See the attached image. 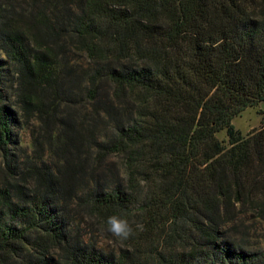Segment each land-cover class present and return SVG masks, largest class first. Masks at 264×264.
<instances>
[{
	"label": "trees",
	"instance_id": "1",
	"mask_svg": "<svg viewBox=\"0 0 264 264\" xmlns=\"http://www.w3.org/2000/svg\"><path fill=\"white\" fill-rule=\"evenodd\" d=\"M262 101L264 0H0V264H264Z\"/></svg>",
	"mask_w": 264,
	"mask_h": 264
},
{
	"label": "rangeland",
	"instance_id": "2",
	"mask_svg": "<svg viewBox=\"0 0 264 264\" xmlns=\"http://www.w3.org/2000/svg\"><path fill=\"white\" fill-rule=\"evenodd\" d=\"M80 56L79 54H75L77 58ZM264 119V101L260 102L258 105L249 106L247 107L241 114L236 116L233 119V124L237 130H239L243 135H247L250 131L254 129H258L262 126V120ZM35 125L36 123H32L29 125H23L21 129H19V152L22 155V159H25V156H32L34 155V150L36 147L35 144ZM217 136L221 140L228 141V132L227 129H222L217 132ZM246 224H252L250 227V232L246 236L249 240L248 243L250 244V249H257L259 246H262L260 242V237L258 235L259 227L258 223H255V217L251 214L247 215L244 218ZM83 230L86 234V239H93L96 240V245L99 248L106 249V250H116L120 245L121 242L113 237H108L104 235L101 231L96 232L91 230V227L88 225H84Z\"/></svg>",
	"mask_w": 264,
	"mask_h": 264
},
{
	"label": "clouds",
	"instance_id": "3",
	"mask_svg": "<svg viewBox=\"0 0 264 264\" xmlns=\"http://www.w3.org/2000/svg\"><path fill=\"white\" fill-rule=\"evenodd\" d=\"M105 230L119 241H127L136 234L129 220L117 214L107 217L105 225L101 228V231Z\"/></svg>",
	"mask_w": 264,
	"mask_h": 264
}]
</instances>
